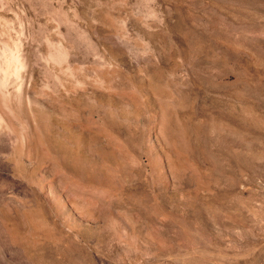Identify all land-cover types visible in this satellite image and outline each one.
Listing matches in <instances>:
<instances>
[{"label": "rangeland", "instance_id": "rangeland-1", "mask_svg": "<svg viewBox=\"0 0 264 264\" xmlns=\"http://www.w3.org/2000/svg\"><path fill=\"white\" fill-rule=\"evenodd\" d=\"M0 264H264V0H0Z\"/></svg>", "mask_w": 264, "mask_h": 264}]
</instances>
